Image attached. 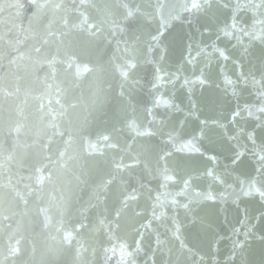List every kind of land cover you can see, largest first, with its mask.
Returning a JSON list of instances; mask_svg holds the SVG:
<instances>
[{"label":"water","instance_id":"95a60500","mask_svg":"<svg viewBox=\"0 0 264 264\" xmlns=\"http://www.w3.org/2000/svg\"><path fill=\"white\" fill-rule=\"evenodd\" d=\"M0 264H264V0H0Z\"/></svg>","mask_w":264,"mask_h":264}]
</instances>
